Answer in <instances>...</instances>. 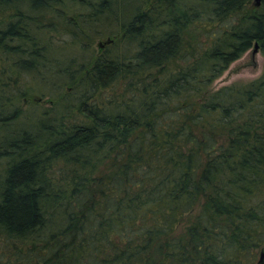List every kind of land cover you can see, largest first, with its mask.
Returning <instances> with one entry per match:
<instances>
[{
	"label": "trees",
	"instance_id": "obj_1",
	"mask_svg": "<svg viewBox=\"0 0 264 264\" xmlns=\"http://www.w3.org/2000/svg\"><path fill=\"white\" fill-rule=\"evenodd\" d=\"M260 1L0 0V264H256L264 71L208 88L255 42L264 54ZM78 6L122 41L74 65L30 14L75 37ZM46 69L69 91L24 129L20 76Z\"/></svg>",
	"mask_w": 264,
	"mask_h": 264
},
{
	"label": "rangeland",
	"instance_id": "obj_2",
	"mask_svg": "<svg viewBox=\"0 0 264 264\" xmlns=\"http://www.w3.org/2000/svg\"><path fill=\"white\" fill-rule=\"evenodd\" d=\"M260 5V0L258 1V5L255 0H250L247 8L255 9L260 7ZM131 6L132 5L130 4H126L122 10H129ZM75 10L76 11L72 13H68V15H73L77 24H80V26L84 29L83 32H75V34H77L75 37H73L68 29L67 31L64 30L62 25H60L61 28L59 29V26L56 24L59 29L57 31H54L51 27L46 26L49 22V14L32 12L30 15H33V17L41 25V29L38 30V32H35V34L38 37H44L42 42L48 43V41H50L52 42V46L56 47L53 49L54 53L50 56L55 55L60 60H64L65 62L72 60L74 65L87 62L92 63L97 55L100 52H103L108 45L119 41L118 39H120L122 32H113L114 30H118L119 24L110 22L103 16L100 19L102 22L98 19L97 22L93 23V25L87 24L84 22L85 16H83V14L87 13L84 7L78 6ZM120 41L122 40L120 39ZM80 45H84V47H80ZM118 51L120 53L127 52L124 42H120L118 44ZM183 65L184 60L179 59L177 61V66ZM174 68H176V66H171V69ZM263 71L264 54L259 48L256 52H253L252 46L243 52L240 57L232 61L228 67L211 82L208 89L209 91H215L223 86L231 84H244L260 77ZM61 79L63 78L51 74L49 69H46L43 77L35 73H31L24 78L22 75L20 76V83H23L21 84L22 87L28 88L29 93L32 94V96L28 99H20L18 105L23 112L22 114L26 117V120H24L22 115V118L19 119L17 125L20 127L23 126V128L26 129V127L33 126L40 116L46 117L44 114L49 116L51 107L59 100L56 93L60 91V94L63 95L69 91V87L67 85L63 86L62 89L60 88L53 92L50 91L51 83Z\"/></svg>",
	"mask_w": 264,
	"mask_h": 264
},
{
	"label": "water",
	"instance_id": "obj_3",
	"mask_svg": "<svg viewBox=\"0 0 264 264\" xmlns=\"http://www.w3.org/2000/svg\"><path fill=\"white\" fill-rule=\"evenodd\" d=\"M256 4L258 5L259 0H255ZM258 50V44L257 42L253 45V52H256ZM256 264H264V247L259 251L258 259Z\"/></svg>",
	"mask_w": 264,
	"mask_h": 264
}]
</instances>
